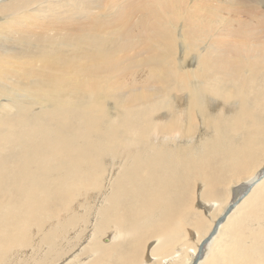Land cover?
<instances>
[{"label": "bare ground", "instance_id": "6f19581e", "mask_svg": "<svg viewBox=\"0 0 264 264\" xmlns=\"http://www.w3.org/2000/svg\"><path fill=\"white\" fill-rule=\"evenodd\" d=\"M60 3L0 0V264H264L263 1Z\"/></svg>", "mask_w": 264, "mask_h": 264}, {"label": "rangeland", "instance_id": "374dc122", "mask_svg": "<svg viewBox=\"0 0 264 264\" xmlns=\"http://www.w3.org/2000/svg\"><path fill=\"white\" fill-rule=\"evenodd\" d=\"M64 1H68V4L67 5H64V4H62V3H60V4H57V11L58 12H60V11H62V10H67V8H69V6H70V4H72V3H74V2H78L79 0H64ZM260 1H263V4H264V0H260ZM69 13H67V11L65 12V13H63V14H61V16L60 17H65V16H67ZM58 17L56 16V21H58V19H57ZM233 194H235V191H233ZM238 202H239V204L242 202V200H241V198H239V200H238ZM238 204V205H239ZM238 205H232L229 209H230V211H229V213L231 212V211H234V209H235V206H238ZM228 211V210H227ZM232 213V212H231ZM67 216V214H65V213H61L60 214V217L61 218H65ZM240 216V215H239ZM238 216V217H239ZM59 219V218H58ZM57 219V220H58ZM55 223H57L56 222V220L54 221ZM82 224V226H81V229L83 228V224L84 223H79V225H81ZM86 229H88V227L86 228ZM85 229V230H86ZM84 230V231H85ZM108 238V237H107ZM81 243V242H80ZM194 246H195V244H194ZM206 251H207V253H210V252H212L213 250H212V247H211V249L209 250H207V247H206V249H205V254H206ZM203 253V252H202ZM203 264H204V262H203Z\"/></svg>", "mask_w": 264, "mask_h": 264}]
</instances>
